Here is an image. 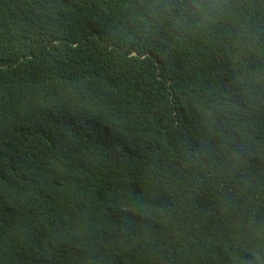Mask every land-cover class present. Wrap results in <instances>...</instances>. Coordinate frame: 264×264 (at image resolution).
<instances>
[{"label": "trees", "instance_id": "1", "mask_svg": "<svg viewBox=\"0 0 264 264\" xmlns=\"http://www.w3.org/2000/svg\"><path fill=\"white\" fill-rule=\"evenodd\" d=\"M0 264H264V0H0Z\"/></svg>", "mask_w": 264, "mask_h": 264}]
</instances>
